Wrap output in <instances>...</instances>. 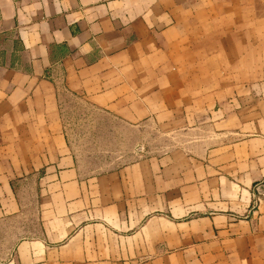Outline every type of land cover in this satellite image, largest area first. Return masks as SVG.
Here are the masks:
<instances>
[{"label": "crops", "instance_id": "crops-1", "mask_svg": "<svg viewBox=\"0 0 264 264\" xmlns=\"http://www.w3.org/2000/svg\"><path fill=\"white\" fill-rule=\"evenodd\" d=\"M0 228V264H264V0H0Z\"/></svg>", "mask_w": 264, "mask_h": 264}, {"label": "rangeland", "instance_id": "rangeland-1", "mask_svg": "<svg viewBox=\"0 0 264 264\" xmlns=\"http://www.w3.org/2000/svg\"><path fill=\"white\" fill-rule=\"evenodd\" d=\"M61 103L62 118L66 124H69L72 127V129L75 128V125L80 127L85 125L93 126L95 124L97 117L90 116V113L87 110L89 109L88 106L73 95H63ZM82 111H85V114L87 115H82ZM103 122L104 124L106 123V121ZM88 126L83 128L82 133H80V131L77 133L85 140L83 150L99 159H103L106 167H116L133 158V155L135 154L133 151L136 150V148L131 147L133 140L128 139V137H132L133 134L125 132L122 124H116L114 136H106L105 132L98 131L95 126L92 128H88ZM102 127L105 129L103 125ZM71 134L74 135V132ZM5 232L6 229L0 228V258L8 249V245L6 244V237L8 234Z\"/></svg>", "mask_w": 264, "mask_h": 264}]
</instances>
